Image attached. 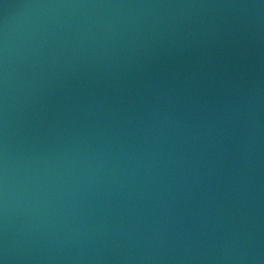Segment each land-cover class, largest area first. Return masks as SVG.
Returning <instances> with one entry per match:
<instances>
[{
  "label": "water",
  "instance_id": "obj_1",
  "mask_svg": "<svg viewBox=\"0 0 264 264\" xmlns=\"http://www.w3.org/2000/svg\"><path fill=\"white\" fill-rule=\"evenodd\" d=\"M0 264H264V0H0Z\"/></svg>",
  "mask_w": 264,
  "mask_h": 264
}]
</instances>
